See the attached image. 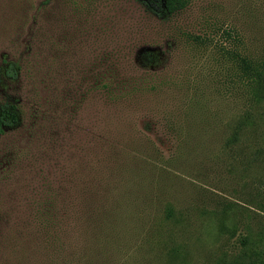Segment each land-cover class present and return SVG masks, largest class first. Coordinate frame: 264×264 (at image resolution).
<instances>
[{"label": "rangeland", "instance_id": "374dc122", "mask_svg": "<svg viewBox=\"0 0 264 264\" xmlns=\"http://www.w3.org/2000/svg\"><path fill=\"white\" fill-rule=\"evenodd\" d=\"M184 1L0 0V264H234L263 242L264 96L235 57L264 60V0Z\"/></svg>", "mask_w": 264, "mask_h": 264}, {"label": "trees", "instance_id": "16d2710c", "mask_svg": "<svg viewBox=\"0 0 264 264\" xmlns=\"http://www.w3.org/2000/svg\"><path fill=\"white\" fill-rule=\"evenodd\" d=\"M145 10L155 16H165L174 14L185 7L184 0H139ZM236 66L243 73L247 81L252 87V93L255 97L261 100L264 96V60L255 63L243 56L235 57ZM8 75L14 73L12 64L5 68ZM251 117L243 116L233 128L229 142L238 140L240 134L244 131ZM17 123V106L15 104L4 103L0 105V132L4 129L13 128ZM261 240H249L245 237L240 241L241 252L238 260L234 264H264V234ZM217 264H226L220 261Z\"/></svg>", "mask_w": 264, "mask_h": 264}]
</instances>
